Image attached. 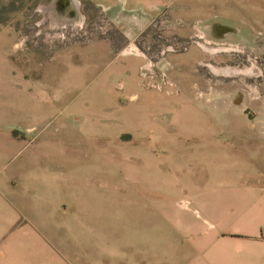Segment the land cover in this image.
Returning <instances> with one entry per match:
<instances>
[{"label":"rangeland","instance_id":"1","mask_svg":"<svg viewBox=\"0 0 264 264\" xmlns=\"http://www.w3.org/2000/svg\"><path fill=\"white\" fill-rule=\"evenodd\" d=\"M14 195V264H191V239L264 238V0H0Z\"/></svg>","mask_w":264,"mask_h":264},{"label":"crops","instance_id":"2","mask_svg":"<svg viewBox=\"0 0 264 264\" xmlns=\"http://www.w3.org/2000/svg\"><path fill=\"white\" fill-rule=\"evenodd\" d=\"M23 187V186H19ZM13 188V187H12ZM15 196V195H14ZM13 199L19 201V205H15L13 208H8L0 202V247L5 249L7 252L6 262L13 263L12 256L10 257L8 253V246H12L15 242L19 244H24V242L30 238L25 237V233L21 234L18 238L9 239L7 234L10 230L17 225L18 216L21 212L30 213L28 208H25L24 211L18 210L15 207H27L31 204L29 196H15ZM30 199V200H29ZM35 206H40V203L35 202ZM158 207V206H157ZM168 208V207H166ZM163 214H168L164 212V207L158 208ZM167 210V209H166ZM168 211V210H167ZM248 212H238L237 215L245 217L248 215ZM31 215V213H30ZM33 216V215H32ZM32 222L34 218H31ZM38 221L41 219L36 218ZM169 221L168 217L166 218ZM260 225L257 223L256 226ZM255 227H252V230L247 231L246 234L254 235L256 232ZM254 228V229H253ZM212 237L200 240L194 239L190 240L194 247L204 248L202 251L203 254L196 255L194 260L191 261V264H264V238L263 237H254L248 236L244 238H236L230 240L217 239L215 234H211ZM197 245V246H196ZM13 248V247H12ZM12 261V262H11ZM22 263H25L24 261ZM14 264V263H13Z\"/></svg>","mask_w":264,"mask_h":264}]
</instances>
